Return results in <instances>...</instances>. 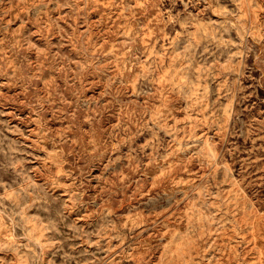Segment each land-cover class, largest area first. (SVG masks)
Listing matches in <instances>:
<instances>
[{
    "label": "rangeland",
    "instance_id": "obj_1",
    "mask_svg": "<svg viewBox=\"0 0 264 264\" xmlns=\"http://www.w3.org/2000/svg\"><path fill=\"white\" fill-rule=\"evenodd\" d=\"M0 264H264V0H0Z\"/></svg>",
    "mask_w": 264,
    "mask_h": 264
}]
</instances>
